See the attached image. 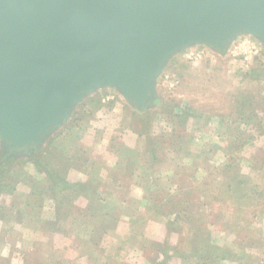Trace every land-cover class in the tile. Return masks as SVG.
<instances>
[{
    "label": "rangeland",
    "instance_id": "374dc122",
    "mask_svg": "<svg viewBox=\"0 0 264 264\" xmlns=\"http://www.w3.org/2000/svg\"><path fill=\"white\" fill-rule=\"evenodd\" d=\"M169 110L171 117L188 111L181 126L171 124ZM145 122L151 137L165 134L155 155L138 135ZM2 147L0 264H198L187 251L180 255L182 235L170 227L209 224L220 207L209 211L210 189L228 200L229 220L234 199L226 186L235 188L234 178L264 198V48L240 34L222 52L184 49L156 77L153 107L135 109L115 89L101 88L31 152L11 155ZM75 163L83 172L69 167ZM61 169L66 181L89 178L111 189L67 205L59 233L52 223L60 196H47ZM253 215L240 238L210 227L212 243L231 247L237 258L216 264H264V214ZM249 238L256 239L252 247ZM167 244L178 252L161 255Z\"/></svg>",
    "mask_w": 264,
    "mask_h": 264
},
{
    "label": "water",
    "instance_id": "95a60500",
    "mask_svg": "<svg viewBox=\"0 0 264 264\" xmlns=\"http://www.w3.org/2000/svg\"><path fill=\"white\" fill-rule=\"evenodd\" d=\"M264 48V0H0V142L21 155L101 88L153 107L156 77L180 51Z\"/></svg>",
    "mask_w": 264,
    "mask_h": 264
},
{
    "label": "trees",
    "instance_id": "16d2710c",
    "mask_svg": "<svg viewBox=\"0 0 264 264\" xmlns=\"http://www.w3.org/2000/svg\"><path fill=\"white\" fill-rule=\"evenodd\" d=\"M222 51L223 50H220V52ZM168 108L172 109L171 106H168ZM170 114L171 112L169 110V112H167L166 115L170 116ZM187 114H188V111L183 112V113L174 114V116L172 117L170 116L172 118L171 124L175 122L179 126H181L182 123L186 120L185 118L187 117ZM149 126H150V123H147L146 124L147 129L142 133L139 132L138 135L145 137V143H146L145 150H147L150 154L155 155V151L158 148L156 146L158 144V141L162 144L165 142L164 140L165 134L161 133L159 134L157 138H153L149 134H147ZM69 167L72 169L80 170L82 172L84 170L83 166L82 165L79 166V164L77 163ZM156 170H157L156 168H153L149 171V173L153 174ZM55 172L59 173L57 171ZM48 173L50 174V172ZM60 174L61 175H55L56 176L55 179L59 177V180H57V183H53L52 186L49 187L48 190L50 191V194L47 196L50 199L52 198V194L54 195L57 194L58 196H60L59 203L55 206V210L57 211L56 215L58 217L56 218V221L52 223V228L54 229V231L59 232V233L63 232V229L57 224V220L63 221V218L65 217V214H64L65 208L67 207V205L72 206V203L74 201L75 202L79 201L81 203L83 198L84 200L86 199L88 200V198L93 192L96 194L98 193L97 191H99L100 193H104V192H108V190L111 189V187L109 189L106 186V184L93 181L89 178L87 180L74 182V183L66 181L64 180V178H61V176L65 174V172H63L62 169H61ZM116 175L117 173L114 174L115 177ZM59 182L61 183V185L59 184ZM231 182L233 184L235 182L236 187L232 188L233 186L229 184L226 186V189L228 191L227 199H229V195L230 196L232 195L234 199L233 202H230L231 206H230V209H228L229 211H231V214H232L229 220L223 219L225 209H227V206L225 205V203L226 202L228 203V200H226V202H224V200L220 201L218 197L219 195L218 194L217 196L212 195L213 192L211 190L213 189H210V195H212L213 197L209 195L210 198L208 199L207 202H205L207 203V207H209V211H213L212 209L215 205H219L220 207L216 210L215 215L212 216V219L210 220L209 224L206 225L204 223L203 224L204 226L203 225L199 226L195 224L189 228H184L180 226L178 227V229H176V227L175 228L170 227L171 230L176 231L177 234L179 233L180 235H182L181 239L183 241V250L180 254L181 256H183L182 254L186 253L187 251L186 257L194 258L193 260L196 261L198 264H216L224 259L225 260L229 259V261L237 260L233 250L230 249L231 247L229 248L227 246H224V247L218 248L212 243L210 227H215L221 232H229L230 234L234 235L235 238H240L241 233L244 232L247 227H251L250 218L254 217L253 214L254 213H257V214L262 213V215L264 214V198L263 199L258 198L256 191H254V189L250 186V184L248 185L247 183L238 181L237 178L232 179ZM113 186L115 188V184ZM56 189H61L63 191L67 190L68 196H64L61 190H58V193H57ZM181 195L189 199L191 198L189 197L188 192H181ZM95 200H96V197L94 196L93 201L89 200V203L94 204ZM129 202L132 203V200H129ZM210 216H211V212L209 216L207 217H210ZM172 222H170V225H172ZM256 243H257L256 239L254 238L248 239V244H249L248 246L252 247V245H255ZM177 247L170 246L169 244H167L166 249L161 251L160 254L165 256L166 253H169L170 251L172 252V254L175 253L176 251L178 252Z\"/></svg>",
    "mask_w": 264,
    "mask_h": 264
}]
</instances>
